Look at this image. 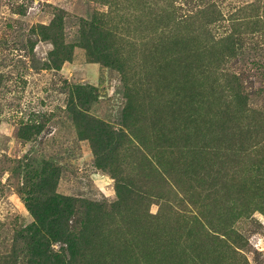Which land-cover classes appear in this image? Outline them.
I'll return each instance as SVG.
<instances>
[{"label":"rangeland","instance_id":"obj_1","mask_svg":"<svg viewBox=\"0 0 264 264\" xmlns=\"http://www.w3.org/2000/svg\"><path fill=\"white\" fill-rule=\"evenodd\" d=\"M53 195L109 264H264V0H0V264Z\"/></svg>","mask_w":264,"mask_h":264},{"label":"trees","instance_id":"obj_2","mask_svg":"<svg viewBox=\"0 0 264 264\" xmlns=\"http://www.w3.org/2000/svg\"><path fill=\"white\" fill-rule=\"evenodd\" d=\"M81 27L88 29L84 23L81 24ZM52 28L51 26L49 30ZM97 29L98 27L92 24L88 31L93 32ZM111 63L107 62V65L111 66ZM79 108L80 111L75 118L81 124L78 127L79 136L83 137L80 135V131H86L87 128L103 126L99 120L87 114V109H83L81 106ZM105 136L109 141L110 135L106 133ZM105 150L108 151V148L103 149L102 152ZM73 203L78 202L53 195L45 202L41 210H36V208L31 210L35 223L34 226L28 228L27 232L35 241L34 248L24 264H109L100 258L98 253L101 250L96 245L85 241V238L90 236H99L98 226H87L90 221H86L83 226L79 227L78 234H74L69 229L71 226H67L69 221L67 218L72 215L73 209L75 210ZM54 243L61 245L58 251L53 249ZM84 254H90V256L85 257Z\"/></svg>","mask_w":264,"mask_h":264}]
</instances>
